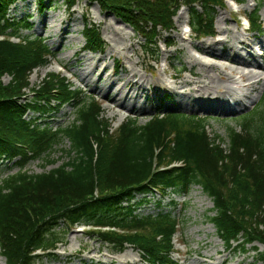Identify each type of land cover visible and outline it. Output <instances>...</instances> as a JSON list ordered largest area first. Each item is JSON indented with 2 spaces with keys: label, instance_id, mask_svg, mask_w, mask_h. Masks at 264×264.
Segmentation results:
<instances>
[{
  "label": "trees",
  "instance_id": "1",
  "mask_svg": "<svg viewBox=\"0 0 264 264\" xmlns=\"http://www.w3.org/2000/svg\"><path fill=\"white\" fill-rule=\"evenodd\" d=\"M14 0H0V160L12 161L18 170L0 179V256L6 264H36L35 253L54 248L61 238L60 224L110 225L146 234L98 231L115 251L125 245L139 248L152 263L176 264L170 258L172 236L178 221L170 211L135 215L133 205H122L149 187L185 192L193 185L212 201L208 221L227 248L240 251L252 242L264 245V100L241 116L239 129L228 127L226 139L210 135L204 117L182 112L157 111L144 123L128 118L113 134L94 98L81 97L64 77L49 73L30 86L29 74L44 66L51 54L43 38L24 37L12 42L31 24L25 18L6 16ZM47 0H39L44 8ZM70 8L76 0H65ZM112 12L144 38V52L153 53L158 28L170 30L180 2H185L193 30L213 31L214 10L222 0H87ZM259 29L258 15L251 16ZM85 48L103 50L98 28L85 22ZM4 75L10 76L7 83ZM25 89H29L31 97ZM68 104L74 119L61 127L37 122L50 104ZM33 111L36 117L27 118ZM68 141L67 160L40 173L25 164L43 158L55 164V147ZM157 165L152 168L155 150ZM181 165L158 170L162 163ZM94 189H98L94 193ZM256 249V247H254ZM47 255L53 253L47 252ZM264 264V250L257 260Z\"/></svg>",
  "mask_w": 264,
  "mask_h": 264
},
{
  "label": "rangeland",
  "instance_id": "2",
  "mask_svg": "<svg viewBox=\"0 0 264 264\" xmlns=\"http://www.w3.org/2000/svg\"><path fill=\"white\" fill-rule=\"evenodd\" d=\"M242 1L239 7L246 13L257 9L256 14L262 25L261 30L264 29V0H255V8L251 6L253 4L252 0ZM230 13H232V10L225 3L223 6L215 7L214 32L219 29L218 27L235 28L236 20ZM6 16L15 20L27 19L31 26L28 29L21 30L20 36L41 37L50 48L51 54L47 63L30 73V86L38 84L48 73L65 77L72 88L81 92L82 97H92L100 103L102 118L110 123L113 133L126 119L135 118L139 123H144L160 109V112L175 111L204 117L210 135L218 134L225 140L228 127L239 129L238 122L241 116L254 111L263 104L264 34H262V31H255L248 35L253 40L255 38L256 41L262 40L261 44L254 45L256 58L262 65L261 68H258L261 76L252 89L247 91L243 88V92H247L250 98H257V100L254 104L251 100L246 101L247 107L237 112L214 113L181 108L180 103L190 102L191 100L187 97L186 89L176 87L172 81H169V74L174 73L177 74L178 82L181 81L183 76L192 78L193 76L189 74L190 63L186 52L189 50L194 55H199L200 53L196 52L191 45L215 40V35L197 38L194 37L193 33H191V42L185 39L181 40L185 35L182 29L185 22L189 20L188 8L186 7H182L176 12L173 17L172 29H157L155 39L158 42L159 50L155 51L154 48L155 54L153 55L154 58H158L156 62L149 60L150 55H146L141 51V45L144 43L143 36L123 23L112 12L101 9L97 2L76 0L75 4L68 8L64 0H47L46 7L40 9L37 0H16L8 7ZM178 17H180V21L177 19ZM85 22L92 23L98 28L105 42L104 50L92 52L84 49L85 38L82 31ZM166 40L171 41L172 45L163 50V43ZM180 43L184 45L182 50L178 48ZM261 46L263 49L260 50ZM111 48H113V52L110 55ZM238 49L242 55L248 58L244 49L240 47ZM164 55L168 56L167 62L170 67L165 70L161 78L182 96L173 95L162 101L161 93L164 91L168 93L164 90L163 85H161L158 92L153 93L154 87H158L161 82L157 85L146 83L143 91L138 90L136 101L137 104L146 106L148 109L129 112L117 109L118 107L107 101L102 93L92 90V86L96 85L108 89L112 93L118 91V95H120L124 91L123 83L128 77L126 70L122 68V62L125 68L132 67L133 64L135 69L147 78L152 79L160 76V70L158 69L164 68ZM128 56L130 60L127 59ZM114 59L119 60L117 68H115ZM60 65L64 66V70H61ZM180 68L184 71H180ZM192 70L193 72L197 71L198 66L194 65ZM81 77H85L86 81L89 82V86L81 81ZM9 79L10 77L7 75L2 77L4 83H7ZM25 91L28 92V89H25ZM28 97H31V94L28 93ZM54 104V102L50 104L52 108L39 116L37 122L48 123L52 127H61L74 119L75 112L72 105L65 104L54 110ZM37 115L36 112L28 111L26 117L30 118ZM68 148V141L63 140L55 147L53 154V159L57 160L55 164H46L43 158H37L29 160L24 169L29 173H40L48 170L67 160L68 154L66 152ZM14 161L15 159L12 161L0 160V179L18 170V166ZM127 204L134 205L133 213L135 215H156L158 212L170 211L180 221L172 239L173 251L171 253V258L177 264H262L256 261L257 251L264 250V245L259 242L247 244L243 252L225 247L223 241L218 237L215 227L208 221V217L213 213L211 210L212 201L197 185H193L185 193L170 190H166L162 194L159 192L137 193L129 202H123V205L126 206ZM87 229L85 226L70 228L61 223L56 232L61 239L56 244V250L51 252L54 255H45L36 264H150L135 247L126 246L122 251H115L112 246L100 240L96 234L87 232ZM126 254L128 255V261L119 262L120 257ZM0 264H6L2 256H0Z\"/></svg>",
  "mask_w": 264,
  "mask_h": 264
},
{
  "label": "bare ground",
  "instance_id": "3",
  "mask_svg": "<svg viewBox=\"0 0 264 264\" xmlns=\"http://www.w3.org/2000/svg\"><path fill=\"white\" fill-rule=\"evenodd\" d=\"M233 17L236 20V17ZM177 19L180 21V17ZM218 28L214 32L216 34L215 40L203 41L197 45H191L196 52L200 53L199 55H194L189 50L186 52L190 63L189 74L193 76L192 78L183 76L181 81L178 82V79L173 74H169L173 85L186 89L187 97L191 100L190 102L180 103V107L183 109L214 113L233 112L245 108L246 103L243 100L245 102L251 100L252 104L257 100V98H250L247 92H243V88L249 91L256 86L261 76L258 68H261L262 65H260L256 58L254 45L257 43L261 44L262 40L256 41V38L253 40L252 38L246 37L245 31L241 29L240 22L237 20L234 29L228 27ZM261 31L264 34V29ZM183 39H185V36L181 38V40ZM185 40L192 41L191 39ZM183 46L180 43V47L178 48L182 50ZM238 47L245 50L248 58L242 55ZM261 49H263L262 46L260 47ZM111 52H113V48L109 51L110 55ZM127 59L130 60V57L128 56ZM163 59L167 60L168 56L164 55ZM115 62L119 65V60H115ZM194 65L198 66V70L193 72ZM122 68L126 70L128 77L123 83L124 91L120 95H118V91L112 93L108 89H103L96 85L92 86V90L102 93L103 97L114 106H117L119 110L123 109L129 112H133L134 110L142 111L141 109L147 110L148 108L146 106L139 105L136 101L138 90L143 91L145 89L144 84L146 83L157 85L161 82L158 87H154V94L163 85L164 90L170 96L179 95L175 88L169 86L161 78L166 70L165 68L158 69L160 70V76L153 77L152 79L147 78L143 73H139L133 64L132 67L125 68L122 62ZM80 79L86 86H89V82L86 81L85 77H81ZM180 91L184 93L183 90L180 89ZM127 261V254L119 259V262Z\"/></svg>",
  "mask_w": 264,
  "mask_h": 264
}]
</instances>
